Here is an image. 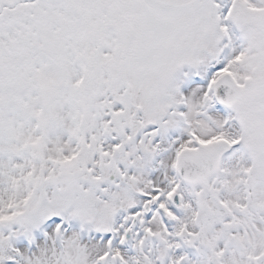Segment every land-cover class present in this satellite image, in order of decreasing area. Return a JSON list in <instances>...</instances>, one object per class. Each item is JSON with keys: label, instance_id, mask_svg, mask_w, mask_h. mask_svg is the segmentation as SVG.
<instances>
[{"label": "snow or ice", "instance_id": "snow-or-ice-1", "mask_svg": "<svg viewBox=\"0 0 264 264\" xmlns=\"http://www.w3.org/2000/svg\"><path fill=\"white\" fill-rule=\"evenodd\" d=\"M0 264H264V0H0Z\"/></svg>", "mask_w": 264, "mask_h": 264}]
</instances>
